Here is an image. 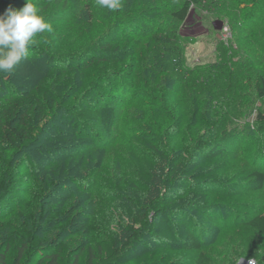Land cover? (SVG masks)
Here are the masks:
<instances>
[{
  "label": "rangeland",
  "instance_id": "1",
  "mask_svg": "<svg viewBox=\"0 0 264 264\" xmlns=\"http://www.w3.org/2000/svg\"><path fill=\"white\" fill-rule=\"evenodd\" d=\"M63 1L32 0L52 30L33 38L27 57L12 73L0 72V106L43 85L56 90L67 105L81 98L95 104L102 96L116 107V121L108 132L92 122L79 132L68 119L57 118L40 129L35 143L0 148V253H5L6 262L47 264L48 257L57 256L60 264H72L75 259L77 264H103L99 243L121 244L129 225L144 237L164 212L171 225L179 223L199 238L209 264H264V238L247 223L254 215H264V185L250 188L253 172L264 174V129L257 126L264 99L255 97L253 87L257 68L243 71L248 78L238 83L229 80L227 100L222 99L211 114L209 127L196 131L208 146L221 141L224 151L213 158L191 150L183 153L184 134L168 136L166 144L144 142L141 147L146 155L160 165L153 180L144 185L127 175L122 155L130 138L125 131L144 107L129 103L134 90L126 95L116 92V101L107 99L116 81L106 78L109 71L99 72L106 75L100 78L86 66L85 51L93 42L86 40L89 27L83 18L88 16L83 17L87 13L82 10L90 2L69 0L60 12ZM17 2L24 5L25 0ZM232 13L224 17L229 33L223 38L212 26L219 14L209 12L205 4L191 7L178 24L186 41L187 66L211 64L218 43L236 48L235 34L244 25L240 19L232 20ZM152 15L148 17L156 18ZM259 17L254 15L250 23ZM153 22H138L139 30L122 28L114 40L120 45L146 41L144 32ZM240 55L238 50L229 64L235 67ZM257 58L264 60V54L260 52ZM229 64L225 68L231 71ZM121 73L128 76L127 71ZM207 109L202 105L199 113L205 116ZM133 141L137 148L142 144ZM145 237L142 244L133 242L130 251L114 263L198 264V251L172 250ZM249 237L258 242V257L251 254Z\"/></svg>",
  "mask_w": 264,
  "mask_h": 264
},
{
  "label": "trees",
  "instance_id": "2",
  "mask_svg": "<svg viewBox=\"0 0 264 264\" xmlns=\"http://www.w3.org/2000/svg\"><path fill=\"white\" fill-rule=\"evenodd\" d=\"M68 1L62 2L61 6L64 8L60 12L64 11ZM85 1L90 2L82 8L87 13L82 16H88V19L83 18L89 27L85 35L89 44L93 42L85 51L89 60L86 66L95 75L109 71L106 78L116 81L115 85H111L109 94L106 93L107 99L116 101L119 94L126 95L134 90L135 95L129 99V103L144 107L136 119L132 117L130 130L125 131L130 137L126 139L128 141L124 154L122 153L127 175L148 185L160 165L153 158L150 159L141 146L144 142L149 146H154L153 142L169 143L168 136L179 137L184 134L187 137L186 145L181 149L183 153L191 150L208 158L222 153L224 144L221 141L208 146L207 139L201 134L197 135L196 131L208 128L213 121L211 114L221 106L219 103L222 99L227 100L226 93L231 86L229 80L234 79L233 82L238 83L243 78H248L242 75L243 71L250 72L254 67L257 68L254 75V95L258 99H264V60L257 61L259 53L264 54V0H210L209 3L207 0H121V8L112 11L99 7L96 0ZM204 4L209 12L219 14L216 19L225 22L224 17L233 12L231 19L242 20L244 26L236 34L233 33L238 44L236 48L223 42L218 43L215 47V61L208 65L190 67L185 63L186 41L178 24L187 18L192 6ZM21 7L23 5L17 0H0V14L8 8L18 10ZM149 13L156 18L148 17ZM254 15L255 18L260 16L259 21L250 23ZM159 16L163 19H159ZM151 19L154 20L153 26L144 32L146 41L135 40L131 44L126 42L120 45L114 40L120 29L127 27L139 30L138 22ZM244 41L248 43L246 46ZM238 50L241 55L234 61L233 67L229 64L230 59ZM228 51L231 54H227ZM128 57L131 61H125ZM227 64L232 67L231 71L225 68ZM122 71H127L129 77L122 75ZM99 76L101 78L106 75ZM55 93L56 90L48 86H36L18 97L9 98L5 105L0 106V148H19L35 143L40 129L57 118L68 119L73 128L79 127V132L85 130L90 122L102 125L106 132L115 124L116 107L104 101L102 96L98 97L95 104L81 98L67 105ZM202 105L209 110L205 116L199 113ZM257 119L258 128L264 129V113L258 112ZM146 127L148 131L143 133ZM126 140L120 139V142ZM133 140L138 144L142 143L138 146L141 149L133 145ZM253 177L250 188H262L264 174L254 171ZM247 223L264 238L263 214L254 215ZM127 232V237L121 244L114 241L98 244L103 264H115V258L129 252L133 242L142 244L147 238L145 236L165 243L172 250L198 251V264H209L211 260L201 251L199 238L179 223L171 225L164 212L149 231L143 233L144 237L134 225H129ZM249 241L252 256L258 257V242L251 237ZM22 247L20 252L24 249ZM77 262L75 259L72 264ZM0 264H8L5 253H0ZM47 264H60V261L57 256H50Z\"/></svg>",
  "mask_w": 264,
  "mask_h": 264
},
{
  "label": "clouds",
  "instance_id": "3",
  "mask_svg": "<svg viewBox=\"0 0 264 264\" xmlns=\"http://www.w3.org/2000/svg\"><path fill=\"white\" fill-rule=\"evenodd\" d=\"M99 7L107 10L121 8V0H96ZM51 25L40 14L32 0H25L23 7L8 8L0 14V72L12 73L28 55L34 37L51 31Z\"/></svg>",
  "mask_w": 264,
  "mask_h": 264
},
{
  "label": "water",
  "instance_id": "4",
  "mask_svg": "<svg viewBox=\"0 0 264 264\" xmlns=\"http://www.w3.org/2000/svg\"><path fill=\"white\" fill-rule=\"evenodd\" d=\"M223 21L220 19H215L212 21V26L216 31H220L223 27Z\"/></svg>",
  "mask_w": 264,
  "mask_h": 264
},
{
  "label": "built area",
  "instance_id": "5",
  "mask_svg": "<svg viewBox=\"0 0 264 264\" xmlns=\"http://www.w3.org/2000/svg\"><path fill=\"white\" fill-rule=\"evenodd\" d=\"M220 31L223 34V38H225L226 37L225 35L227 33H229V27H228V25L226 23H224L223 24V27H222V29Z\"/></svg>",
  "mask_w": 264,
  "mask_h": 264
}]
</instances>
